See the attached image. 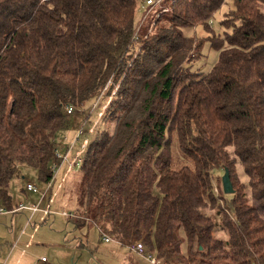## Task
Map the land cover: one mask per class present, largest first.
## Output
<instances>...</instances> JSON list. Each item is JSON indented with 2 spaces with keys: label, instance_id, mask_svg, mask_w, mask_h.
<instances>
[{
  "label": "trees",
  "instance_id": "trees-1",
  "mask_svg": "<svg viewBox=\"0 0 264 264\" xmlns=\"http://www.w3.org/2000/svg\"><path fill=\"white\" fill-rule=\"evenodd\" d=\"M141 2L0 0V205L19 211L11 182L23 165L47 188L56 149L87 119L66 134L68 106L92 104L111 81L103 120L114 129L84 150L85 200L63 214L121 246L142 240L169 264H264V0H234L206 74L192 63L202 40L183 29L211 33L224 0H173L135 44ZM174 144L193 167H173ZM53 182L32 192L38 210Z\"/></svg>",
  "mask_w": 264,
  "mask_h": 264
},
{
  "label": "rangeland",
  "instance_id": "rangeland-1",
  "mask_svg": "<svg viewBox=\"0 0 264 264\" xmlns=\"http://www.w3.org/2000/svg\"><path fill=\"white\" fill-rule=\"evenodd\" d=\"M233 2L234 0H224L221 8L214 14L210 22L211 33L201 25L183 29L185 35L202 40L200 55L192 62L194 70L206 74L216 65L220 50L212 46L210 36L213 34L223 37L225 32H230V29L223 25V21L226 14L234 9ZM149 22L147 21L145 26ZM114 94L111 92L105 96L104 103H110ZM91 107L90 103L83 108L75 107L72 126L66 132L72 136L82 124L85 116H89L86 127L89 133L88 144L99 132L107 129L113 130L115 125V123L104 122L106 111L99 108L92 114L90 113ZM85 140L86 138L83 137L82 143ZM80 150L79 147H76L70 159L62 166L49 194L41 202L40 213L34 215L31 223H28L27 214L29 211L27 208L38 202L39 195L32 194V191L25 194L20 190L25 188L27 182L40 185L38 172L27 165L20 167L21 176L13 179L11 187L18 193L15 196V204L24 203L27 207L24 208L25 211L22 210L17 214H6L5 212L0 215V247L5 248V256L9 254L6 264H150L143 258H136L127 246H119L113 240L105 241L104 236L91 220L78 225L72 218L63 214L64 210L69 213L78 212L85 200L84 173L80 168L81 165H72ZM173 154L175 156L174 168L193 167L192 161L181 154L177 144H174ZM80 155L83 157L84 152ZM238 172L242 179L246 180L240 164H238ZM223 175L224 173L220 169L214 172L215 177L221 176V182ZM45 211H47L46 214ZM26 227L27 232L24 234ZM23 234L25 236L21 239ZM14 243L17 244L14 245ZM43 256L48 262L43 263L40 260Z\"/></svg>",
  "mask_w": 264,
  "mask_h": 264
},
{
  "label": "built area",
  "instance_id": "built-area-1",
  "mask_svg": "<svg viewBox=\"0 0 264 264\" xmlns=\"http://www.w3.org/2000/svg\"><path fill=\"white\" fill-rule=\"evenodd\" d=\"M173 0H143V2L140 3L139 5V11H141V17L138 21L137 27L135 29L134 35H133V39H132V43H139L140 41H142L143 39L147 38L148 35H150L154 29V24L157 18H159L162 14L167 13L171 10V4H172ZM149 18H151V20H149ZM147 21H150L146 26L145 24L147 23ZM134 45V44H132ZM136 51L139 50V46H136ZM110 84L111 81L108 82L107 86L104 89V92L101 93L99 96H97V98L93 101L92 103V107L90 110V113H92L93 111L102 108V111H106L108 109L109 106V102L106 104L104 103V98H105V91H107L110 88ZM119 86H116L115 91L118 89ZM114 91V92H115ZM113 92V93H114ZM112 93V94H113ZM74 112V107L72 105L68 106V113H72ZM88 118L84 121L83 125L78 129L75 137L73 138V140L67 144V149L65 150L64 148H60L58 147L55 151V156L56 159L55 161L52 163V172H53V177L52 180H50L48 182L47 188L52 185L53 180L55 179L56 175L58 174V172L60 171V169L62 168V166L70 159L71 155H72V150L77 146V144L79 143V141L85 136L87 132V123H88ZM86 138V140L84 141V143H80L79 148L81 149L77 156L74 159V162H72V165H81L83 162V157H81V153L84 152V150L87 148L88 146V136L84 137ZM26 188L29 191L32 192H39L41 193L42 196H44L46 189L42 190L39 188L38 185L32 183V182H27L26 184ZM27 206L24 203H20L18 204V206H15V208L13 209L14 211L17 210H22L24 208H26ZM28 208L32 211L35 212L39 209V203H35L33 205L28 206ZM6 212L5 208L3 206L0 205V213ZM8 212V210H7ZM105 241H112L113 239L108 236V235H103ZM114 241V240H113ZM117 242V241H116ZM119 243V242H118ZM131 252H133L134 254L138 255L139 257L143 258L144 260H146L148 263L150 264H169L168 262L160 259L155 252L151 251L146 244L142 241V240H135L133 242H131L128 246H127ZM42 261H46V257H42L41 258ZM0 264H5V262H0Z\"/></svg>",
  "mask_w": 264,
  "mask_h": 264
},
{
  "label": "crops",
  "instance_id": "crops-1",
  "mask_svg": "<svg viewBox=\"0 0 264 264\" xmlns=\"http://www.w3.org/2000/svg\"><path fill=\"white\" fill-rule=\"evenodd\" d=\"M14 192L16 193V191L14 190ZM27 192H25V194H26ZM32 194H34V193H32ZM17 195H18V193H17ZM45 199H43L42 201H44ZM40 202V201H39ZM35 204V203H34ZM33 205V204H32ZM28 210V209H27ZM23 211H25L24 209H23ZM29 211V214H27V219H28V223H29V219H31V221H32V219H33V217H34V215H37V213H40V210H37V211H35V212H32V211H30V210H28ZM47 211H49L50 212V210H47ZM47 211H45V214L47 213ZM64 211H66V210H64ZM19 212H22V210H19V211H17V212H10V211H8V212H6V214H17V213H19ZM1 214H5V212H3V213H0V215ZM49 214H51V213H49ZM2 220V219H1ZM27 230V227H26V229L24 230L25 232H24V234H26V231ZM22 235V237H21V239H23L24 238V236L25 235ZM221 235H223L224 236V234L222 233ZM16 242H18V241H16ZM116 242V241H115ZM118 243V242H117ZM15 244H17V243H14V245ZM118 245L120 246V244L118 243ZM114 248H116V249H120L119 247H114ZM17 249V248H16ZM116 249H114V250H116ZM135 256H136V258H138L139 256L138 255H136V254H134ZM3 257H5L4 258V260H3ZM43 257H45V256H43ZM8 258H9V254L7 255V256H5V248L4 247H0V262H5V264L7 263V260H8ZM141 258V257H140ZM3 260V261H2ZM41 260V259H40ZM143 260V259H142ZM42 261V260H41ZM43 263H46V262H48V260H46V261H42ZM135 264V263H134Z\"/></svg>",
  "mask_w": 264,
  "mask_h": 264
},
{
  "label": "water",
  "instance_id": "water-1",
  "mask_svg": "<svg viewBox=\"0 0 264 264\" xmlns=\"http://www.w3.org/2000/svg\"><path fill=\"white\" fill-rule=\"evenodd\" d=\"M222 186L226 194H231L234 192L233 183L228 171H226L222 176Z\"/></svg>",
  "mask_w": 264,
  "mask_h": 264
}]
</instances>
